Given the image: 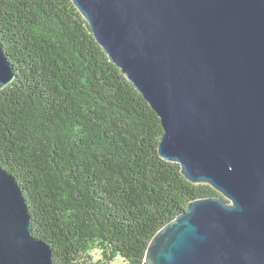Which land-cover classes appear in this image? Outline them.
<instances>
[{
  "label": "water",
  "instance_id": "water-1",
  "mask_svg": "<svg viewBox=\"0 0 264 264\" xmlns=\"http://www.w3.org/2000/svg\"><path fill=\"white\" fill-rule=\"evenodd\" d=\"M160 120L158 154L220 197L192 200L143 264H264V0H71ZM15 79L0 47V90ZM0 264H53L0 167Z\"/></svg>",
  "mask_w": 264,
  "mask_h": 264
},
{
  "label": "trees",
  "instance_id": "trees-1",
  "mask_svg": "<svg viewBox=\"0 0 264 264\" xmlns=\"http://www.w3.org/2000/svg\"><path fill=\"white\" fill-rule=\"evenodd\" d=\"M0 167L19 185L53 264H143L154 234L195 199L158 154L160 120L95 41L71 0H0ZM221 198V197H220Z\"/></svg>",
  "mask_w": 264,
  "mask_h": 264
},
{
  "label": "rangeland",
  "instance_id": "rangeland-1",
  "mask_svg": "<svg viewBox=\"0 0 264 264\" xmlns=\"http://www.w3.org/2000/svg\"><path fill=\"white\" fill-rule=\"evenodd\" d=\"M90 256L92 263H97V264H126L121 258L117 257L115 258L112 262L106 263L103 261L101 257V253L99 249L94 248L93 250L90 251Z\"/></svg>",
  "mask_w": 264,
  "mask_h": 264
}]
</instances>
